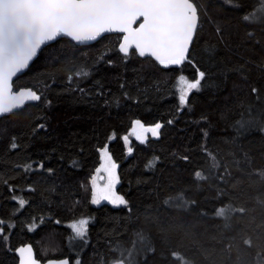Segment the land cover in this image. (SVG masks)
<instances>
[{"label": "trees", "instance_id": "obj_1", "mask_svg": "<svg viewBox=\"0 0 264 264\" xmlns=\"http://www.w3.org/2000/svg\"><path fill=\"white\" fill-rule=\"evenodd\" d=\"M193 2L200 23L191 58L206 77L183 111L175 80L193 77L194 68L124 57L118 34L90 45L59 38L14 80L43 99L0 118V218L15 223L9 242H0V264H17L10 249L25 242L41 260L68 256L71 264H111L114 250L133 248L134 264H181L172 252L188 264H264V0ZM80 68L89 75L77 77ZM134 119L164 127L159 139L133 140L129 155L119 137ZM113 131L109 148L127 207L91 205L85 190L99 163L97 148ZM198 170L206 179L194 178ZM13 194L29 201L22 211ZM179 195L187 207L170 200ZM227 203L245 213L225 228L214 209ZM79 216L90 219L87 243L67 227Z\"/></svg>", "mask_w": 264, "mask_h": 264}, {"label": "snow or ice", "instance_id": "obj_2", "mask_svg": "<svg viewBox=\"0 0 264 264\" xmlns=\"http://www.w3.org/2000/svg\"><path fill=\"white\" fill-rule=\"evenodd\" d=\"M243 19L251 21L254 17L245 15ZM199 23V10L193 0H0V116L12 114L30 102L43 99L42 94L33 88L16 89L14 84V78L28 69L42 46L62 37L70 38L77 45H85L97 41L106 33L121 34L118 52L124 57L134 54L151 58L165 69H180L186 63L194 68L193 77L181 73L175 80L177 111H183L190 105L191 94L201 90L206 77V73L192 60L190 51L198 35ZM217 31L219 33V29ZM75 75L86 77L89 73L80 68L75 70ZM252 92L256 93L257 89L253 88ZM167 123L172 124L173 121ZM163 127L159 121L146 124L134 119L130 122L128 132L119 139L130 155L134 151L131 146L133 140L145 144L150 137L158 139ZM116 138L117 134L113 131L107 138L108 143L97 148L99 163L85 186L86 191L90 190L91 205L107 202L114 207L128 206L126 198L117 191L120 183L119 165L109 148L110 142ZM11 147L15 149L17 144L13 142ZM206 155L211 157L213 168L219 167L212 154L206 152ZM184 160L187 161L188 157L185 156ZM152 166L153 162L149 161L148 167ZM31 168L29 164L24 170ZM259 176L264 179V171L259 172ZM194 178L206 179L199 170L194 173ZM4 183L7 184V181ZM9 190L15 193L11 186ZM225 195L218 192L217 198ZM11 199L20 211L29 203L20 194H13ZM170 200L177 207H187L189 203L183 195ZM244 213V208L227 203L214 209V218L222 219L227 228L234 215ZM89 224L88 217H80L72 220L67 227L73 239L87 243ZM35 226L33 221L28 231H34ZM13 228L15 223L11 219L0 218V242H9ZM245 244L250 246L251 242L245 241ZM10 250L17 257L18 264H42L30 243L20 244ZM114 251L118 252V258L112 260L111 264H134V248ZM171 256L181 264H188L180 253L172 252ZM46 264L71 262L67 258H60L48 259ZM75 264H80V260L77 259Z\"/></svg>", "mask_w": 264, "mask_h": 264}, {"label": "water", "instance_id": "obj_3", "mask_svg": "<svg viewBox=\"0 0 264 264\" xmlns=\"http://www.w3.org/2000/svg\"><path fill=\"white\" fill-rule=\"evenodd\" d=\"M110 34H118V33H106V34H104L103 36H105V35H110ZM118 35H121V34H118ZM103 36H102V37H103ZM62 38H66V39H69L70 41H72L70 38H67V37H62ZM100 38H101V37H100ZM100 38H98V40H99ZM58 39H59V38H58ZM98 40H97V41H98ZM72 42H73L74 44H76L74 41H72ZM94 42H96V41L89 42L88 44H85V45H90V44H92V43H94ZM119 42H120V39H119ZM119 42H118L117 47L119 46ZM51 43H53V42H50V43H48V44H51ZM48 44L42 46L41 49H42L43 47L47 46ZM76 45H77V44H76ZM41 49L38 50L37 56H38V54L40 53ZM37 56H36V57H37ZM36 57H34V59H35ZM34 59L30 62V65H31V63L34 61ZM30 65H29V66H30ZM159 66H160V65H159ZM160 67H162V66H160ZM28 68H29V67H28ZM162 68H163V67H162ZM26 70H27V69H26ZM26 70H25V71H26ZM25 71H24V72H25ZM24 72H23V73H24ZM23 73L18 74V76L22 75ZM18 76H17V77H18ZM17 77H15L14 80H15ZM21 87H28V86H21ZM21 87H19V88H21ZM19 88H16V89H19ZM33 90H35V89H33ZM35 91H36V90H35ZM30 103H31V102H30ZM6 115H9V114H5V115H3V116H6ZM3 116H0V118L3 117ZM158 121L161 122L160 120H158ZM156 122H157V121H156ZM154 123H155V122H154ZM161 123H162V122H161ZM148 124H152V123H148ZM162 124H163V123H162ZM161 130H162V129H161ZM160 135H161V134H160ZM149 136H150V134H149ZM159 138H160V136H159ZM159 138H158V139H159ZM152 139H156V138H152ZM25 243H30V244H32L31 242H25ZM22 244H24V243H22ZM19 245H20V244H19ZM19 245H18V246H19ZM32 245H33V244H32ZM16 247H17V246H16ZM33 248H34V246H33ZM34 250H35V248H34ZM35 253H36V251H35ZM36 257H37V255H36ZM37 258H38V257H37ZM60 258H67V259H69L68 256L52 257V258H48V259H60ZM38 259H39V258H38ZM48 259H45V260H41V259H40V260H41L42 264H46V262H47ZM69 260H70V259H69ZM17 264H18V260H17Z\"/></svg>", "mask_w": 264, "mask_h": 264}, {"label": "rangeland", "instance_id": "obj_4", "mask_svg": "<svg viewBox=\"0 0 264 264\" xmlns=\"http://www.w3.org/2000/svg\"><path fill=\"white\" fill-rule=\"evenodd\" d=\"M94 172V171H93ZM93 172L91 173V175L93 174ZM90 175V176H91ZM90 187V186H89ZM89 201H90V197H89ZM102 203H106V204H108L107 202H101V204ZM110 205V204H109ZM80 217H82V216H79V217H77V218H75V219H78V218H80ZM74 220V219H73ZM72 221V220H71ZM71 221H69V222H67V225L71 222Z\"/></svg>", "mask_w": 264, "mask_h": 264}, {"label": "flooded vegetation", "instance_id": "obj_5", "mask_svg": "<svg viewBox=\"0 0 264 264\" xmlns=\"http://www.w3.org/2000/svg\"><path fill=\"white\" fill-rule=\"evenodd\" d=\"M151 138V137H150Z\"/></svg>", "mask_w": 264, "mask_h": 264}]
</instances>
